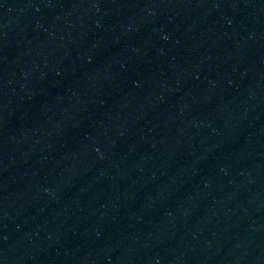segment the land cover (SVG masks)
Here are the masks:
<instances>
[{
  "label": "water",
  "instance_id": "95a60500",
  "mask_svg": "<svg viewBox=\"0 0 264 264\" xmlns=\"http://www.w3.org/2000/svg\"><path fill=\"white\" fill-rule=\"evenodd\" d=\"M0 264H264V0H0Z\"/></svg>",
  "mask_w": 264,
  "mask_h": 264
}]
</instances>
